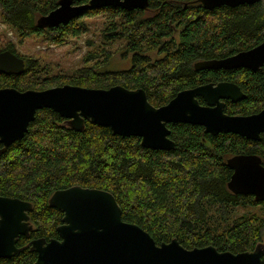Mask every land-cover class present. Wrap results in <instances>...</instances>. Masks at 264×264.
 Here are the masks:
<instances>
[{"label":"trees","instance_id":"1","mask_svg":"<svg viewBox=\"0 0 264 264\" xmlns=\"http://www.w3.org/2000/svg\"><path fill=\"white\" fill-rule=\"evenodd\" d=\"M57 5L58 0H0V22L13 31L16 41L0 34V50L24 59L21 73L0 72V88L120 84L142 88L148 101L160 106L182 89L229 81L245 97L225 100L227 114L248 115L264 107V64L254 71L194 68L199 60L224 58L264 41V0L212 9L200 0H149L144 10L88 8L67 23L39 28L37 18ZM91 33L97 38H84L80 63L68 71L46 61L45 51L22 54L16 48L29 36L60 45ZM115 55L129 59L130 66L107 70ZM167 127L174 148L151 149L141 146L138 136L113 134L89 120L82 131H75L52 109L36 110L24 136L0 155V195L33 205L28 212L32 229L29 236H19L16 245L39 237L59 238L56 227L63 213L47 200L54 190L72 185L111 192L122 220L139 225L157 244L176 238L186 248L213 245L237 253L264 242V201L232 193L227 187L232 170L226 163L243 153L258 155L264 165V133L251 140L231 132L211 135L189 123ZM35 259L36 252L27 247L0 258V264H34Z\"/></svg>","mask_w":264,"mask_h":264},{"label":"water","instance_id":"2","mask_svg":"<svg viewBox=\"0 0 264 264\" xmlns=\"http://www.w3.org/2000/svg\"><path fill=\"white\" fill-rule=\"evenodd\" d=\"M207 9L217 6L252 4L258 0H200ZM149 0H58V5L37 18L39 28L67 23L88 8L106 6L125 10L146 9ZM264 64V41L224 58L195 62L199 69L248 68ZM24 60L10 50H0V72L19 74ZM198 97L204 103H200ZM245 97L240 87L229 81L208 82L178 91L167 103L154 106L142 88L120 84L91 88L62 84L44 89L18 90L0 88V155L14 141L20 140L28 124L41 108H50L64 118L75 131H82L86 120L110 128L123 137L138 136L141 146L171 150L168 123L203 126L204 132L216 135L231 132L251 140L264 133V107L248 115L224 111L225 100L237 102ZM232 170L227 182L234 194H250L264 201V165L256 154H235L226 160ZM49 206L62 211L56 227L59 238H33L17 246L19 236H29L32 229L28 200L0 195V258H9L29 247L36 252L34 264H262L264 242L252 250L233 253L219 251L213 245L186 248L172 238L157 244L139 225L121 218V208L113 194L99 188L72 185L54 190Z\"/></svg>","mask_w":264,"mask_h":264},{"label":"rangeland","instance_id":"3","mask_svg":"<svg viewBox=\"0 0 264 264\" xmlns=\"http://www.w3.org/2000/svg\"><path fill=\"white\" fill-rule=\"evenodd\" d=\"M98 23H94V26ZM0 34L6 36L7 40L15 41V34L13 31L3 25L0 22ZM92 37L94 39L97 36L91 34L82 36L80 38H73L67 40L63 44L55 45L48 42H39L34 36L27 37L22 44L16 43L17 50L22 54H39L40 51H45L44 58L46 61L51 62L52 65L61 69L63 71L71 70L79 65V59L82 53L85 51L84 38ZM130 66L129 59H122L118 55L113 56V58L105 65L107 70H119L126 69ZM253 208V207H249ZM247 209V208H246ZM248 210V209H247ZM240 210L238 213H242Z\"/></svg>","mask_w":264,"mask_h":264},{"label":"flooded vegetation","instance_id":"4","mask_svg":"<svg viewBox=\"0 0 264 264\" xmlns=\"http://www.w3.org/2000/svg\"><path fill=\"white\" fill-rule=\"evenodd\" d=\"M17 55V54H16ZM19 56V55H18ZM21 57V56H20ZM24 60V59H23Z\"/></svg>","mask_w":264,"mask_h":264}]
</instances>
